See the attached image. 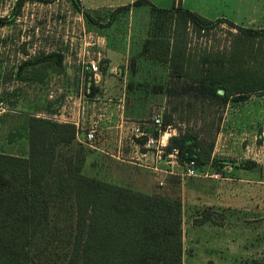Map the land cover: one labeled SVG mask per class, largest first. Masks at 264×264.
Here are the masks:
<instances>
[{
	"label": "rangeland",
	"instance_id": "obj_1",
	"mask_svg": "<svg viewBox=\"0 0 264 264\" xmlns=\"http://www.w3.org/2000/svg\"><path fill=\"white\" fill-rule=\"evenodd\" d=\"M17 1L0 0V17H9ZM150 1L161 8L185 2L209 20L221 19L210 30L198 31L193 25L189 29L188 53L197 60L210 54L212 62L204 66L206 69L218 70L217 56L223 59L243 47L236 36L239 31L229 19L219 17L223 13L235 16L230 13L234 8L231 0ZM253 1L241 0V10H251ZM81 3L83 11L79 12L70 0H26L18 15L0 26V117L5 149L11 137L24 141L25 120L31 116L73 124L81 119L80 128L75 125L79 129L77 141L86 151L84 175L180 201L186 230L198 225L195 219L208 210L213 217L211 225L224 227L222 238L227 244L225 248L217 245L224 250L220 255L226 250L231 264L264 262V94L251 93L247 99L232 100L226 106L218 101L203 103L194 97L169 95L168 64L147 58L142 52L148 8L116 12L130 0ZM242 49L247 69L264 73V37L245 41ZM51 51L64 54L63 67L50 72L43 82L17 79L22 61ZM90 73L94 75L92 85L87 79ZM105 108L109 112L102 115ZM157 115L163 122L169 115L173 119L161 134L166 147L160 153L116 123L151 124ZM121 129V137L118 132L109 134ZM90 130L95 131L91 142L86 137ZM189 130L215 143L212 162L198 167L195 176L188 175V163L168 154L169 138ZM245 162L255 164L245 168ZM201 246H188L183 263L194 248L204 256Z\"/></svg>",
	"mask_w": 264,
	"mask_h": 264
},
{
	"label": "trees",
	"instance_id": "obj_2",
	"mask_svg": "<svg viewBox=\"0 0 264 264\" xmlns=\"http://www.w3.org/2000/svg\"><path fill=\"white\" fill-rule=\"evenodd\" d=\"M25 1L18 0L9 17H0V26L9 24ZM70 1L77 11H83L81 0ZM135 5L151 8L149 37L142 52L147 58L168 64L169 95L194 97L203 103L218 101L226 106L232 100L247 99L251 93L264 94V73L247 69L242 49L245 41L263 38L264 28L230 21L239 31L236 36L243 47L223 59L217 56L218 70L206 69L204 66L212 62L210 54L197 60L188 53L189 29L193 25L198 31L210 30L221 19L209 20L181 4L160 8L149 0H138ZM130 7H120L116 12ZM63 66V53L43 52L20 63L17 79L43 82L50 72ZM87 79L94 83L92 73ZM172 121L169 115L161 128L153 120L142 124L159 136ZM24 128L28 154L0 152V264H183L180 201L84 175L86 151L77 141L79 129L73 123L31 116ZM214 147V141L189 130L172 135L168 151L176 148L179 161L203 167L212 162ZM254 164L245 162L242 166ZM208 212L205 210L195 223L211 221Z\"/></svg>",
	"mask_w": 264,
	"mask_h": 264
},
{
	"label": "crops",
	"instance_id": "obj_3",
	"mask_svg": "<svg viewBox=\"0 0 264 264\" xmlns=\"http://www.w3.org/2000/svg\"><path fill=\"white\" fill-rule=\"evenodd\" d=\"M138 0H130V3L127 5H131L130 9H128V12H136V10H139V8H148L149 13L148 15V20L145 21L143 24L147 25V34L143 38L145 40L146 38L149 37V30L151 27V8L146 5H135V2ZM150 1V0H149ZM233 2V3H231ZM226 3V2H225ZM230 4L233 5V9L231 10L230 13H234V17H229L228 14H220L219 17H223L226 19H229L230 21L243 26V27H249V28H264V0H255L251 4V10L249 8H246V11L241 10V0H231ZM175 5V3H174ZM184 5V6H183ZM182 4L183 7H186L188 9H191L193 11L199 12L192 6H185ZM245 6H248V2L244 4ZM229 6V5H228ZM161 8V7H160ZM250 10V12H249ZM248 13V14H247ZM202 16H204V13L199 12ZM246 14V15H245ZM208 17V16H205ZM104 39L101 37V40ZM106 39V38H105ZM107 40V39H106ZM125 52V49H123ZM105 112H109L108 108H105L103 111V114ZM97 113H100V111H97ZM85 115V110L82 111V116ZM108 115V114H107ZM104 117V116H103ZM106 120V119H105ZM108 120V119H107ZM117 119H114V122ZM2 117H0V152H6L10 154H15V155H23L26 156L29 151V142L28 139L25 137L24 141H20L18 137H13L12 139H9V141H6V146L8 149H5V143H4V137L2 138V134H4V123L2 122ZM123 120H118L116 123L121 124ZM80 123L81 119L78 122H75V124L80 128ZM109 124V123H108ZM119 126V125H118ZM121 127V125H120ZM127 129V127H124ZM123 129V128H122ZM121 129V132L118 130H115V132H109L111 136H114V133H119V137L123 134ZM146 155V154H143ZM212 224V221H207L202 225H194L193 227H189L184 229L183 228V246L184 250L187 249L189 246H201V248L204 250V256H201L202 254L198 253V249L194 248V252L192 255H189L188 259L184 258V263L183 264H231L233 262L232 259L227 257V253L225 250V253L223 255H220V253H223L224 250L217 248V245H221L224 248L226 247L227 241L226 238L223 237L222 235L225 234L224 227H214ZM222 240V241H221ZM223 242V243H222ZM199 254V255H198Z\"/></svg>",
	"mask_w": 264,
	"mask_h": 264
},
{
	"label": "built area",
	"instance_id": "obj_4",
	"mask_svg": "<svg viewBox=\"0 0 264 264\" xmlns=\"http://www.w3.org/2000/svg\"><path fill=\"white\" fill-rule=\"evenodd\" d=\"M98 74L95 76V80H97ZM153 122L156 126L161 128L163 124L162 117L160 115H157L153 118ZM121 127H127V130L131 134V136H134L136 139H143L144 145L149 148V149H157V152H165V147L166 143H163V138H162V133L159 136H156L150 132H148L142 123L140 122H127V121H122ZM87 140L89 142L93 141L95 138V131L90 130L86 134ZM170 157H175L177 158L179 155V150L174 148L172 151L168 152ZM188 163V162H187ZM189 170H188V175L189 176H195L198 171V166L194 162H189ZM215 177H220V173H215Z\"/></svg>",
	"mask_w": 264,
	"mask_h": 264
}]
</instances>
